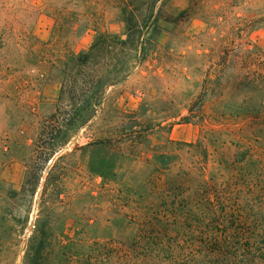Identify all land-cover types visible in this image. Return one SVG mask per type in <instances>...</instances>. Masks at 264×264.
<instances>
[{
    "label": "rangeland",
    "instance_id": "374dc122",
    "mask_svg": "<svg viewBox=\"0 0 264 264\" xmlns=\"http://www.w3.org/2000/svg\"><path fill=\"white\" fill-rule=\"evenodd\" d=\"M123 8L138 51L77 63L101 33L126 39ZM246 98L264 105V0H0V264H23L39 222L100 237L133 170Z\"/></svg>",
    "mask_w": 264,
    "mask_h": 264
},
{
    "label": "trees",
    "instance_id": "16d2710c",
    "mask_svg": "<svg viewBox=\"0 0 264 264\" xmlns=\"http://www.w3.org/2000/svg\"><path fill=\"white\" fill-rule=\"evenodd\" d=\"M122 14L126 39L101 33L77 63L115 46L138 51L143 33L133 27L132 12ZM251 103L246 98L242 109L196 113L209 126L206 135L188 144L167 140L147 161V174L133 170L100 237L92 236L94 223L67 237L39 222L23 264H264V105L253 110ZM217 121L233 125L229 142L221 124L210 128Z\"/></svg>",
    "mask_w": 264,
    "mask_h": 264
}]
</instances>
